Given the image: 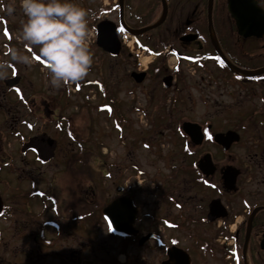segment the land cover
Returning a JSON list of instances; mask_svg holds the SVG:
<instances>
[{
  "label": "flooded vegetation",
  "instance_id": "1",
  "mask_svg": "<svg viewBox=\"0 0 264 264\" xmlns=\"http://www.w3.org/2000/svg\"><path fill=\"white\" fill-rule=\"evenodd\" d=\"M256 1L264 10V0ZM204 2L189 0L192 15L199 12V6ZM207 4L208 0L205 7ZM176 7V19L172 34L168 33L169 38L161 29L158 34L149 36L147 42L143 41L144 45L149 46L150 43L155 48L168 41L166 48L153 49L172 55L176 60L171 71L164 65H157L159 74H150L152 69L147 71L142 91L146 99L144 108L147 114L151 108L158 107L159 112H163V96L169 93L172 100L168 103L172 108L165 111L175 121L180 110L194 111L193 106L190 109L185 106L186 102L194 108L207 105L208 109H217L223 121L220 126L207 122L212 133H206L208 138L202 145L190 143L194 154H183L176 165V185L172 198L168 199L173 202L175 210L176 207L179 209L176 212V248L190 255L191 264H210L213 245L224 238L216 234L223 232L234 237L237 264H245L247 258L250 264H264V75H239L227 63L230 61L244 71H251L261 64L264 67V39L239 36L236 22L229 12L228 0H215L214 29L220 54L211 42L208 27L197 30L181 25L180 3ZM165 30L171 32L170 28ZM194 34H197V40H182ZM229 39L232 43L230 47ZM229 50L236 59L230 56ZM166 76H173V86L163 91L161 82ZM183 77L189 80L180 81ZM188 82L190 95L179 92L186 100L177 103L176 89L184 92ZM194 93H197L198 99ZM0 94V196L4 205L0 215V264H50V260L56 264H163L170 245L166 244L159 231H155L153 237L148 236L152 231L144 228L143 221L145 224L147 220H142L141 207L137 202L139 215L135 227L138 235L124 238L118 234L103 235L105 242L108 238H111L109 242L119 241L117 251L108 246V250L102 252L103 247L98 250L91 236V242L85 245L84 190L73 194L71 202L68 195L58 198L54 194L56 201L44 202L38 210L39 206L33 198L36 197V176L41 166L37 164L35 150L27 149V143L40 135L36 126L35 97L21 90L2 91ZM199 124L203 126V122L199 121ZM229 131L239 136L238 142L229 151L209 137ZM205 154H211L216 168L210 176L197 168V163ZM230 167L235 169L230 171L231 177L233 174L236 176L235 183L224 177ZM157 188L161 199H164L163 186ZM47 189L54 191L53 187ZM95 194L93 191V198ZM124 195L132 198V189L125 188ZM212 205L216 206L219 216L214 221L209 219ZM93 220L100 228L103 220ZM160 221V218H155L157 229L164 228ZM212 227L215 230L208 232ZM188 228L192 229V235L179 233L181 229ZM144 237L146 240L140 245ZM228 244L225 248L229 247ZM129 245L137 247L142 255L133 257L130 253L126 254ZM122 253L125 254L124 261L119 257ZM227 258L234 259L232 255Z\"/></svg>",
  "mask_w": 264,
  "mask_h": 264
},
{
  "label": "rangeland",
  "instance_id": "2",
  "mask_svg": "<svg viewBox=\"0 0 264 264\" xmlns=\"http://www.w3.org/2000/svg\"><path fill=\"white\" fill-rule=\"evenodd\" d=\"M111 1L112 0H72L73 3L92 12V18L90 22H94L98 18L116 20L117 16L115 14L110 16L108 12H106V14H101V12L99 11L102 8H107L108 4L111 3ZM4 3L14 4L16 11L11 16H9L6 12H3V15L5 16L6 29L5 24H3L4 32L0 30V50L3 51L4 55L2 56L0 54V59L9 58L7 55H5V53L8 52L9 48H17L24 53L27 52L25 50V45L23 46V42L17 39V36L21 31L22 24L26 21V17L24 16L22 9L20 8V0H4ZM93 17H95V19H93ZM0 26L2 27V25ZM12 26H15V28H12ZM91 26L92 24H89V28H91ZM8 28H10V31L13 33L12 38L14 39V41L11 43L9 40V36L6 34V31L8 32ZM6 44L8 49L5 48ZM90 48L94 55V69L92 70L91 68L89 75L85 79H92L93 77H98V75L103 76L104 80L107 82V85L111 88H114L115 99L120 101V103L117 101L119 104V108H112L118 111L124 110V112L126 113L124 114V116L129 115V117H127V119L129 120V125L127 123H123L122 125H118L116 130L113 121L114 117L111 118L109 116L108 118L107 116H105V112H103L102 110L99 111V109H97L99 105L111 102V98H109L108 100L106 96V98L103 97L104 100H94L93 104L90 106L91 114L94 118V123H98L97 125H99L98 130H96L95 125L92 124V126H89V124L85 120H78L81 130H84L82 132V137H86L87 135H91L92 137V135H94L96 138V143L101 142L104 144V146H101V151L103 152L101 154H107L105 155L107 157L102 158H107V163L109 165L108 177L98 179V181L96 177L92 178V176V179L90 178L91 183L97 188V198H102L103 200L105 199V201H108L116 196V188L118 186L132 187L131 196L134 198V201L137 202L138 206L141 207L140 210L142 220H147L145 224L143 221L144 228H146V230L154 232L159 231V233L164 237L166 244L170 245L171 242L176 241V212L179 211V209L176 207L175 210L173 202L167 199L168 195L166 197L165 192L164 199H161V195L157 190L158 188H154L153 180H155L156 182L162 181V186L176 184V164H179V160L181 159V156L183 154L182 152H178L171 157V154L164 148H162L161 145L160 147H154L150 139L158 137L156 141H164L165 148L171 146V149H173L176 146L177 152L179 149L178 143L182 142L183 137L181 133L176 131L175 142V133L173 131L166 133V129H164L162 133L157 132L156 135L152 136L151 138L149 136L150 134H152L150 125L148 126L147 123L143 122L144 118L142 116V113L138 112L139 109H142L140 108V106L142 105L140 87L132 86L131 84L129 85V83H127L126 81L121 82V77L123 75L122 67L117 68L116 65H114L112 70H110V68L108 67L109 63L105 65L103 64L101 66L102 62L99 59V55L103 54L98 48L95 47L93 43H90ZM32 53L33 54L30 56V58L31 60H35V64L33 63V61L30 66L15 64V69L20 73V75L24 76L22 88L31 90L32 93H35L37 95L36 126L38 129V133L46 124L48 125L45 128L46 132L60 141L61 147L60 149H58L59 158H57L61 159V156L65 154L63 148L65 146V142L68 141V139L64 132L65 129L62 130L61 128H59V125L61 123H64L63 128H65L66 123L64 121H61L63 116L68 117V115L73 111L72 107L75 112L78 111V113H80L82 108L85 106L84 100L81 98L80 93H75L73 91L76 85L74 84L73 86L71 85L69 88H67V105L64 106L60 97V95H64V93L62 92V90H65L64 86H61L60 88H53L51 86L49 76L45 69L44 61L39 53V49L34 48V52ZM142 53L143 52H141L140 54ZM145 57L146 56L143 55V59ZM131 59L133 68H136L137 63L139 65L138 56L133 55ZM261 66H263V64H261L260 67ZM11 71L12 69H9V74H11ZM111 71L113 72V74L111 73ZM112 75L114 76V79ZM117 84H119V86ZM190 92L191 89L186 86V90L183 92V94H185V96H189ZM130 93L134 94L135 98H133V96H130L131 98H128V95ZM194 97L198 99L197 93H194ZM41 99H45L49 102L50 108L59 115L60 122L50 120V122L45 123L43 119V110L40 106ZM203 102L205 103L204 100ZM196 103L197 102H195L194 104ZM127 104L133 106L132 111H128ZM120 106L123 107V109ZM66 108L70 109L66 110ZM217 111L218 110L215 108L208 109L207 105H201L195 108L193 112L190 111L189 114H191L190 117L196 119L197 121L200 120L201 122H203V124L212 122L216 126H220L222 125L223 121H221V115L217 114ZM182 112L185 113L182 114ZM182 112L176 113V129H178L180 125L178 121L183 122L181 120H184V118L188 120V116L186 115L187 111ZM124 116H122V118H124ZM170 117L173 118V116ZM166 119H168L167 115ZM151 122L152 121L148 123ZM97 132L99 133V135ZM173 142L175 143V145L173 144ZM89 147L91 148L92 146ZM162 150L164 151V153H162ZM137 168L144 173H141L140 175ZM93 175L95 176V173H93ZM40 176L41 175H37V178L39 179ZM68 176L64 174V179L69 180ZM72 179L75 180V178ZM85 182H89V184H87L86 186H90V181L85 180ZM133 184L137 185L141 191H138V193L135 192L132 186ZM146 188L150 189V196L146 194L147 199H144L145 195L142 194V191H145ZM144 201L145 203L143 206L142 202ZM39 209L40 206L38 210ZM155 218L166 220L165 222H167V224L166 226H164L163 230L157 229L158 226L155 224ZM213 230L214 228H209L208 232H211ZM179 233L192 235L193 231L192 229L188 228L187 230L181 229ZM8 234L10 235L11 232H8ZM102 244L104 243H101V245ZM116 245L117 244L113 245V250H116ZM127 249V254L130 253L133 257L142 255V252L137 251V247L134 248L131 246ZM213 255L214 256L211 260V264H227L226 259L221 258V255L219 253L213 252Z\"/></svg>",
  "mask_w": 264,
  "mask_h": 264
},
{
  "label": "clouds",
  "instance_id": "3",
  "mask_svg": "<svg viewBox=\"0 0 264 264\" xmlns=\"http://www.w3.org/2000/svg\"><path fill=\"white\" fill-rule=\"evenodd\" d=\"M26 21L17 39L25 48H38L53 88L71 86L83 81L93 65L90 48L91 15L72 0H20ZM14 4L0 0V12L11 16ZM8 59H0V80L8 78L15 64L31 65L29 55L17 48H9Z\"/></svg>",
  "mask_w": 264,
  "mask_h": 264
},
{
  "label": "water",
  "instance_id": "4",
  "mask_svg": "<svg viewBox=\"0 0 264 264\" xmlns=\"http://www.w3.org/2000/svg\"><path fill=\"white\" fill-rule=\"evenodd\" d=\"M246 8L251 9L249 6H246ZM211 11H212V4L210 5V22H211ZM233 12L234 17L237 19L238 24L241 23L244 26L247 27H255L256 26V18H254V15L252 12H245L243 16H238L236 13ZM99 33H98V44L101 46L104 50L111 52L113 55L119 53L120 50V43L118 42V37L116 34V28L114 26V23L110 22H103V24H100L98 26ZM150 28L142 29V30H134L135 34H141L145 31H148ZM256 36L261 37L262 34H255ZM185 129L187 131H192L191 125H185ZM127 211L131 212L133 211L131 206L127 203L126 200L118 201L116 203H113L111 206L106 208L105 213L108 215L112 220L114 219H120L122 216L119 215L120 211ZM125 211V212H126ZM131 213H134L131 212ZM115 226L118 230H120L123 233H127L130 231V228H132V222L124 224L123 222L119 223L115 220ZM171 255H174L176 257V249H173L171 251Z\"/></svg>",
  "mask_w": 264,
  "mask_h": 264
},
{
  "label": "snow or ice",
  "instance_id": "5",
  "mask_svg": "<svg viewBox=\"0 0 264 264\" xmlns=\"http://www.w3.org/2000/svg\"><path fill=\"white\" fill-rule=\"evenodd\" d=\"M7 34V33H6ZM17 91H19V90H17Z\"/></svg>",
  "mask_w": 264,
  "mask_h": 264
},
{
  "label": "bare ground",
  "instance_id": "6",
  "mask_svg": "<svg viewBox=\"0 0 264 264\" xmlns=\"http://www.w3.org/2000/svg\"><path fill=\"white\" fill-rule=\"evenodd\" d=\"M148 61V60H147Z\"/></svg>",
  "mask_w": 264,
  "mask_h": 264
}]
</instances>
